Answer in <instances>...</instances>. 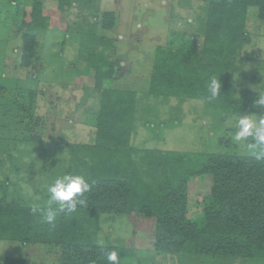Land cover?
<instances>
[{"label":"rangeland","instance_id":"374dc122","mask_svg":"<svg viewBox=\"0 0 264 264\" xmlns=\"http://www.w3.org/2000/svg\"><path fill=\"white\" fill-rule=\"evenodd\" d=\"M37 1L47 17L41 29L29 24L34 0H0V184L20 188L26 202L42 208L44 191L54 175L66 172L73 148L95 145L102 90L95 87L91 64L99 54L120 72L103 87L137 93L131 146L139 164L145 150L154 149L252 155L232 136L240 116L264 114L255 105L264 94V19L258 7L248 11L249 40L235 58L233 76L237 98L243 104L251 97L255 110L221 113L200 99L156 98L149 93L158 46H178L185 40H196L198 49L202 46L207 0H90L68 8H61L58 0ZM110 11L117 18L111 30L99 22ZM25 34L36 36L27 66L22 61ZM92 35L114 43L94 46L89 44ZM246 91L254 96L244 98ZM211 181L205 176L189 183L188 218L203 212ZM86 217L84 230L98 246L133 251L122 264H193L181 255L154 253L151 239L142 228L136 230L127 214ZM60 258L57 245L0 240V264H60Z\"/></svg>","mask_w":264,"mask_h":264},{"label":"trees","instance_id":"16d2710c","mask_svg":"<svg viewBox=\"0 0 264 264\" xmlns=\"http://www.w3.org/2000/svg\"><path fill=\"white\" fill-rule=\"evenodd\" d=\"M90 0H58L61 8ZM30 26L41 29L47 17L41 3L34 0ZM204 40L180 45L158 46L152 69L149 93L163 98L200 99L207 108L226 113L232 109L253 112L249 101L237 98L234 79L235 58L248 43L246 23L250 7H258L264 19V0H207ZM100 25L111 30L117 24L115 12H105ZM89 35V34H88ZM88 37V36H87ZM89 44L113 45L110 39L90 36ZM36 36H23L22 61L27 66ZM87 46V41L83 42ZM102 58L103 55L99 54ZM94 61L95 87L102 90L95 145L73 148L67 173L83 175L91 185L85 193L87 204L77 213L60 216L56 227L41 222V216L26 202L22 191L0 184V240L57 245L60 264H108L110 251L122 258L133 251L115 245H99L84 230L86 216L127 214L136 230L142 228L158 254H177L197 264H222L236 259L246 264H264V159L230 152H181L145 150L139 164L133 157L131 136L135 130L137 93L103 87L120 72L114 62ZM221 81L220 96L212 103L207 81ZM249 95V96H248ZM83 155L81 157L80 155ZM211 177L210 194L204 197L202 213L193 219L189 210V183ZM59 177L54 175L51 183ZM47 190L44 199H48ZM46 204V202H45ZM193 259V260H192ZM195 259L198 261L196 262Z\"/></svg>","mask_w":264,"mask_h":264},{"label":"clouds","instance_id":"9594fccd","mask_svg":"<svg viewBox=\"0 0 264 264\" xmlns=\"http://www.w3.org/2000/svg\"><path fill=\"white\" fill-rule=\"evenodd\" d=\"M220 79L213 75L207 81L206 100L214 102L220 96ZM255 105L264 109V94L259 96ZM235 132L232 139L236 143H245L249 152L257 160L264 159V114L259 116L242 115L236 121ZM91 185L80 174L67 173L57 177L47 187L48 199L44 207H34L33 212L40 213L41 222L56 227L58 218L62 215L71 217L78 209L85 207L87 198L85 193L90 191ZM108 264H119L118 253L110 251L106 256Z\"/></svg>","mask_w":264,"mask_h":264}]
</instances>
